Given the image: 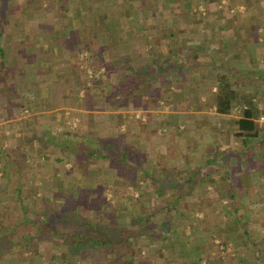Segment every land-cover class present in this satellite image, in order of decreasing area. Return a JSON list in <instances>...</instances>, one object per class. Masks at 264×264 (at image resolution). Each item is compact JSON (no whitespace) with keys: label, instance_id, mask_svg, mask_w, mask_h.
<instances>
[{"label":"crops","instance_id":"1","mask_svg":"<svg viewBox=\"0 0 264 264\" xmlns=\"http://www.w3.org/2000/svg\"><path fill=\"white\" fill-rule=\"evenodd\" d=\"M7 2L0 143L24 156L22 191L73 193L86 173L85 215L146 227L134 253L100 264H264V0ZM63 135L84 151L99 140L98 159L56 162L76 159L50 143ZM187 201L194 211L176 213Z\"/></svg>","mask_w":264,"mask_h":264},{"label":"trees","instance_id":"2","mask_svg":"<svg viewBox=\"0 0 264 264\" xmlns=\"http://www.w3.org/2000/svg\"><path fill=\"white\" fill-rule=\"evenodd\" d=\"M6 2L7 0H0V26ZM1 36L0 33V38ZM0 56H3L1 50ZM247 106L242 111L243 121L240 122L253 129V122L260 113L253 103H247ZM95 139L94 142L85 144L87 146H84L85 151L81 149L83 146L78 147L74 144L81 140L76 137L73 139L71 135H63L56 141L50 140V143H58L56 146L59 149H63L68 154L73 153V158H76L72 160L61 158L56 162L63 165L71 164L72 171L81 168L87 170L90 166L89 162L83 163L78 160H84L88 155L97 158L98 155L93 150L101 147L98 145L99 140ZM22 157H24L22 153L8 149L0 143V182L3 183L0 192L7 193L2 201L0 199V264H100V260L111 262V259L99 258L98 253H115L119 247L128 253L133 252L131 245L138 242L139 236L146 230L145 226L133 236L134 234H128L124 228L116 230L102 226L98 221L99 212H95L91 217L84 214L86 205L92 204L90 195H86V188L83 187L90 175L81 173V177L75 178L82 188L75 189L73 193L46 195L42 193L39 197L36 193L26 195L22 191ZM125 162L138 166L132 161ZM11 167L17 173L7 178ZM96 196L101 203L103 193L97 190ZM112 198L118 200L119 194L114 192ZM4 199L9 205L7 203L2 205ZM181 206L179 208L174 205L175 212H180L182 216L187 214L185 212L189 209H191L190 213L194 211L193 205H189L188 201ZM180 210H183V213ZM190 213L186 216L191 224L194 219ZM187 225L181 224L180 229H186ZM161 228L170 229L173 226L163 225ZM52 250L59 251V254L48 256L47 254ZM93 252L96 255H91ZM130 262L132 261L128 258V262L123 264Z\"/></svg>","mask_w":264,"mask_h":264},{"label":"rangeland","instance_id":"3","mask_svg":"<svg viewBox=\"0 0 264 264\" xmlns=\"http://www.w3.org/2000/svg\"><path fill=\"white\" fill-rule=\"evenodd\" d=\"M8 3V2H7ZM1 25H2V23H1ZM3 26V25H2ZM5 140V139H4ZM1 141H3V139H1ZM4 142H6V141H4ZM2 145L3 146H5L4 145V143L2 142ZM6 148H7V146H5ZM14 148V147H13ZM8 149H12V147H9ZM15 149V148H14ZM13 149V150H14ZM19 153H22V152H19ZM50 163L51 162H48V161H44L43 162V166L41 167V168H43L44 170H45V172H47V170H50V169H52L51 167H50ZM59 165V164H58ZM53 171V170H52ZM51 171V172H52ZM22 174V173H21ZM1 175V174H0ZM60 183H63V180H61L60 179ZM37 182H39V180L37 181ZM22 183H23V185L25 184V180L23 179V181H22ZM49 184H50V182L48 181V182H45L44 183V186L46 187H48L49 186ZM0 187H3V183L2 182H0ZM4 187H5V185H4ZM48 188H50V187H48ZM23 191H24V194H28V195H30V193L32 192V190L31 189H27V187H25V188H23ZM31 191V192H30ZM42 193H43V195H46V193L45 192H40L39 194L37 193V197H39V196H41L42 195ZM60 193V192H59ZM6 195H7V193L5 192V191H3V192H0V196L2 197V198H0L1 199V201L3 200V198H5L6 197ZM32 195V194H31ZM86 195H87V193H86ZM140 196V195H139ZM48 197V196H47ZM88 201H89V199H88ZM139 201V200H138ZM6 203H7V200L6 199H4V201H3V203H2V205H6ZM7 205H9V203H7ZM47 205V204H46ZM135 205H145L143 202H141V201H139L138 203H136ZM147 205H149V203H147ZM189 205H192V203H189ZM195 205V204H194ZM225 249V248H224ZM223 250V249H222ZM201 264H207V262L206 261H203V262H201Z\"/></svg>","mask_w":264,"mask_h":264}]
</instances>
